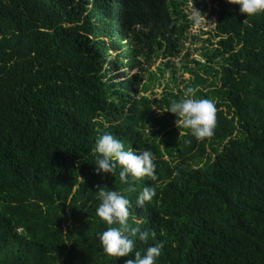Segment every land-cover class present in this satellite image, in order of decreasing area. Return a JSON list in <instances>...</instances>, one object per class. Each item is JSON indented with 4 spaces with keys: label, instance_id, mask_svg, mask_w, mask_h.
Returning a JSON list of instances; mask_svg holds the SVG:
<instances>
[{
    "label": "trees",
    "instance_id": "1",
    "mask_svg": "<svg viewBox=\"0 0 264 264\" xmlns=\"http://www.w3.org/2000/svg\"><path fill=\"white\" fill-rule=\"evenodd\" d=\"M209 1L213 33L188 68L189 53L176 59L190 0H0V264L132 258L101 249L96 185L129 199L130 228L156 233L133 238V253L161 245L154 264H264V12ZM140 58L160 62L148 73ZM178 64L192 76L183 86ZM188 87L216 108L200 141L166 111ZM105 132L150 149L156 180L128 178L130 192L120 165L96 173ZM145 184L155 195L137 207Z\"/></svg>",
    "mask_w": 264,
    "mask_h": 264
},
{
    "label": "clouds",
    "instance_id": "2",
    "mask_svg": "<svg viewBox=\"0 0 264 264\" xmlns=\"http://www.w3.org/2000/svg\"><path fill=\"white\" fill-rule=\"evenodd\" d=\"M199 1L201 2V0ZM227 2L238 4L240 13H246L247 17L264 12V0H227ZM199 13L200 11L194 8V19L197 21L200 18ZM190 17L193 18L191 15ZM166 111L175 114L174 123L176 126L179 129H188L197 141L214 134L216 122L214 103L207 98L196 97L194 89L191 87L184 91L179 100L171 101ZM91 151L95 160L94 170L96 173L114 174L116 165L121 166L119 178L121 182L128 184L127 191H136L135 186L128 178L136 180L146 176L153 181L157 178L154 163L155 155L150 149H145L139 153L125 150L122 142L111 133L105 132L99 135L95 139L94 148ZM95 187L99 200L95 214L110 226L96 233L103 253L114 258L129 256L132 253V258L125 260L124 264H154L160 255L161 245H149L141 255L139 251L133 253V238L136 237L140 241L146 242L150 235L155 237L156 233L154 231L149 233L128 226L127 220L131 205L129 199L120 191L101 185ZM154 195L155 188L145 184L137 193L136 206L143 207L144 203L150 201ZM114 224L118 226L111 227Z\"/></svg>",
    "mask_w": 264,
    "mask_h": 264
},
{
    "label": "rangeland",
    "instance_id": "3",
    "mask_svg": "<svg viewBox=\"0 0 264 264\" xmlns=\"http://www.w3.org/2000/svg\"><path fill=\"white\" fill-rule=\"evenodd\" d=\"M196 1L199 0H190L189 3V13L190 15L194 18V8L200 11L199 13V20L197 21L195 19V22L193 23L190 31L188 32L187 36H184L182 41L184 43V50L181 51V57L177 58L176 60L179 61L182 59V56H185L187 53H189V57H187V65L188 68H192L193 65L191 62H189L192 58H202V53H201V46L203 45L204 41L207 39H210L212 35L206 33L210 32L212 29L211 33H213V28L216 23V18L215 16L208 15V13H204V7L203 6H208L210 7V1L209 0H201V6L196 5ZM213 38V37H212ZM141 62L143 63V66L147 68L146 61L144 59H141ZM160 62L159 58H156L155 62L151 66L147 68V72L150 73V71L155 70L156 65ZM177 67V76L179 77L180 81V86H183V82L188 81L192 76L189 71H184L182 68L179 67L178 65H175V68ZM139 71L137 68L132 70V73H135ZM162 85L159 87L156 86L152 91L155 93L152 94L153 97L155 96H160L162 92ZM152 91H149L148 94L151 95Z\"/></svg>",
    "mask_w": 264,
    "mask_h": 264
}]
</instances>
